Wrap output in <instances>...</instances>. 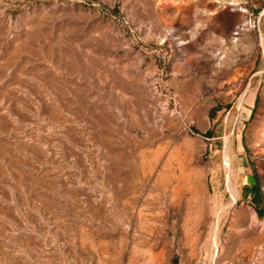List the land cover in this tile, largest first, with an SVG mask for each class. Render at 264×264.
<instances>
[{
    "label": "rangeland",
    "instance_id": "obj_1",
    "mask_svg": "<svg viewBox=\"0 0 264 264\" xmlns=\"http://www.w3.org/2000/svg\"><path fill=\"white\" fill-rule=\"evenodd\" d=\"M256 181L264 0H0V264H264Z\"/></svg>",
    "mask_w": 264,
    "mask_h": 264
},
{
    "label": "trees",
    "instance_id": "obj_2",
    "mask_svg": "<svg viewBox=\"0 0 264 264\" xmlns=\"http://www.w3.org/2000/svg\"><path fill=\"white\" fill-rule=\"evenodd\" d=\"M255 178L257 179V175H255ZM255 184H256V190L253 196L251 197V203L255 207L258 216L262 218L264 217V201H263L262 191L258 181H256Z\"/></svg>",
    "mask_w": 264,
    "mask_h": 264
}]
</instances>
